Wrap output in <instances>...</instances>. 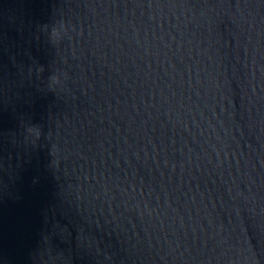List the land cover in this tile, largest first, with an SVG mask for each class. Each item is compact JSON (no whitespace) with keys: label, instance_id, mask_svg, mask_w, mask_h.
<instances>
[{"label":"water","instance_id":"95a60500","mask_svg":"<svg viewBox=\"0 0 264 264\" xmlns=\"http://www.w3.org/2000/svg\"><path fill=\"white\" fill-rule=\"evenodd\" d=\"M0 264H264V0H0Z\"/></svg>","mask_w":264,"mask_h":264},{"label":"clouds","instance_id":"9594fccd","mask_svg":"<svg viewBox=\"0 0 264 264\" xmlns=\"http://www.w3.org/2000/svg\"><path fill=\"white\" fill-rule=\"evenodd\" d=\"M39 30L47 37L48 42L57 47L67 36L69 26L61 18L59 20L54 19L51 24H43L39 26ZM35 72L36 78L39 79L44 73L45 69L43 65H36L34 68L29 67V75ZM67 79V73L54 69L47 77L46 89L47 91L55 94L63 90L64 80ZM19 127L21 129L20 136L22 137L25 146H31L32 148H38L41 139H48V135L45 134L42 126L33 123H25L20 121ZM51 154V153H50Z\"/></svg>","mask_w":264,"mask_h":264}]
</instances>
